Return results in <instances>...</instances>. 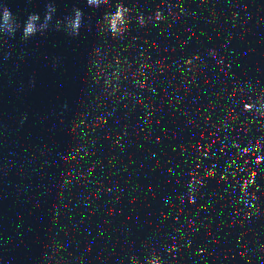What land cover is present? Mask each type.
I'll list each match as a JSON object with an SVG mask.
<instances>
[{"label":"clouds","instance_id":"9594fccd","mask_svg":"<svg viewBox=\"0 0 264 264\" xmlns=\"http://www.w3.org/2000/svg\"><path fill=\"white\" fill-rule=\"evenodd\" d=\"M88 2L93 3L94 0H88ZM78 16H79V14H78ZM7 17H8V13L5 12V19H7ZM121 18H122V12L120 9H118L117 12L115 13V15L112 16V18H111V26L110 27H111V32L113 34L118 33L119 30L117 28V24L121 21ZM78 25H79V19H77L75 26L78 27ZM27 31H29V32L32 31L31 25H29V28L27 29Z\"/></svg>","mask_w":264,"mask_h":264}]
</instances>
